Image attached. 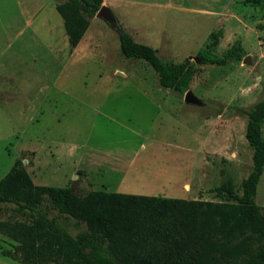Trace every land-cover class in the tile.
<instances>
[{
	"label": "rangeland",
	"instance_id": "rangeland-1",
	"mask_svg": "<svg viewBox=\"0 0 264 264\" xmlns=\"http://www.w3.org/2000/svg\"><path fill=\"white\" fill-rule=\"evenodd\" d=\"M64 1L0 0V179L21 159L33 185L76 194L216 203L223 199L215 188L230 180L241 196L252 171L247 113L264 99V0L251 6L243 0H102L117 27L88 19L71 58L55 11ZM120 33L152 48L163 64L188 61L193 74L183 92L161 88L145 62L123 58ZM187 91L201 105L185 104ZM167 94L169 100L148 101ZM158 141L185 147V163H164L159 175H123L90 163L107 159L104 154L128 158L140 143ZM131 180L154 181L159 189L124 187ZM252 200L264 208V166ZM0 221L27 222L11 206ZM64 225L75 234L72 221ZM15 245L0 234V264H21L3 256L14 254Z\"/></svg>",
	"mask_w": 264,
	"mask_h": 264
},
{
	"label": "trees",
	"instance_id": "trees-1",
	"mask_svg": "<svg viewBox=\"0 0 264 264\" xmlns=\"http://www.w3.org/2000/svg\"><path fill=\"white\" fill-rule=\"evenodd\" d=\"M101 3L65 0L55 7L70 49ZM118 44L123 58L150 67L161 88L181 94L188 86V61L163 64L152 48L126 33L118 35ZM263 120L264 99L247 113L244 138L252 148V171L241 182V196L226 180L214 190L223 199L216 203L36 186L15 159L0 179V212L11 206L27 222L0 221V234L16 243L14 254L3 256L21 264H264V208L252 200L264 166ZM50 211L55 215L49 217ZM68 220L73 235L64 225Z\"/></svg>",
	"mask_w": 264,
	"mask_h": 264
},
{
	"label": "crops",
	"instance_id": "crops-1",
	"mask_svg": "<svg viewBox=\"0 0 264 264\" xmlns=\"http://www.w3.org/2000/svg\"><path fill=\"white\" fill-rule=\"evenodd\" d=\"M71 50L72 52H71L70 58L73 57L77 53V50H78L77 45ZM150 97L148 101H154V100L155 101H165V100H169V98H171V95L169 94L153 95ZM185 151H186V148L181 147V145L179 144H172V143H167V142H162V141H158L157 143H153V144H141L140 143L137 149L135 148L133 149V154L130 155L128 158H121L122 155L111 156L110 154H104V157H107V159L101 157V158H97L96 161H91L90 163H92V165H96L97 167H101L102 165H105V167L111 172L124 171V172H121L123 175H127L133 172H136V173L139 172V174H141L140 172H143L149 175H154L155 173V175H159L162 172L164 163H166L167 165H174L176 162L179 163L180 161L182 164H184L185 163V157H184ZM169 155H172V158H169L168 157ZM156 173H159V174H156ZM124 178H125L124 176L121 177V180H120L121 184H123ZM127 184L128 185L124 187L128 189H142V190L159 189V184L157 185V183H154V181H150V180L147 182H144V181L139 182V180H131ZM125 195L155 196V194H144V193L142 194L141 193H126Z\"/></svg>",
	"mask_w": 264,
	"mask_h": 264
},
{
	"label": "water",
	"instance_id": "water-1",
	"mask_svg": "<svg viewBox=\"0 0 264 264\" xmlns=\"http://www.w3.org/2000/svg\"><path fill=\"white\" fill-rule=\"evenodd\" d=\"M94 17L101 19L104 23H106L112 28L117 27V21L115 17L112 15L111 11L102 4L95 13ZM243 61L244 62L248 61L247 57H245ZM183 102L185 104H190V105H196V106L201 105V102L195 96H193V94L189 91L184 93Z\"/></svg>",
	"mask_w": 264,
	"mask_h": 264
}]
</instances>
